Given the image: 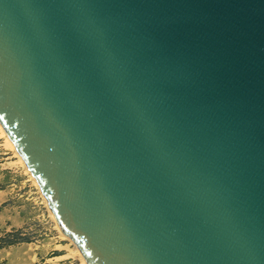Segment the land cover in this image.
I'll list each match as a JSON object with an SVG mask.
<instances>
[{"label":"water","instance_id":"1","mask_svg":"<svg viewBox=\"0 0 264 264\" xmlns=\"http://www.w3.org/2000/svg\"><path fill=\"white\" fill-rule=\"evenodd\" d=\"M0 122L88 264H264V0H0Z\"/></svg>","mask_w":264,"mask_h":264},{"label":"rangeland","instance_id":"2","mask_svg":"<svg viewBox=\"0 0 264 264\" xmlns=\"http://www.w3.org/2000/svg\"><path fill=\"white\" fill-rule=\"evenodd\" d=\"M0 264H83L48 204L0 137Z\"/></svg>","mask_w":264,"mask_h":264},{"label":"bare ground","instance_id":"3","mask_svg":"<svg viewBox=\"0 0 264 264\" xmlns=\"http://www.w3.org/2000/svg\"><path fill=\"white\" fill-rule=\"evenodd\" d=\"M0 137L3 139L5 145L7 147H9L17 156L19 163L21 164V166L24 168L25 172L29 175V177L32 178L33 182H35V184L37 185L40 194L42 195V197L44 198V201L46 202V204H48L46 197L43 195V193L41 192L39 183L37 181V179L34 177V175L32 174V172L30 171V169L28 168L25 160L23 159L22 155L20 153H18V151L16 150V147L13 143V141L11 140L10 136L8 135L7 131L5 130L4 126L1 124L0 122ZM50 210V208H49ZM51 212V210H50ZM51 215L56 223V226L61 234V236L65 239L70 240L73 245H74V255H76L83 264H88L85 257L83 256L82 252L80 251L79 247L73 242V240L64 232L62 231V229L60 228V226L58 225L57 221L55 220L52 212Z\"/></svg>","mask_w":264,"mask_h":264}]
</instances>
